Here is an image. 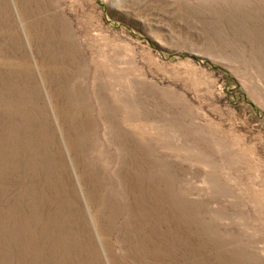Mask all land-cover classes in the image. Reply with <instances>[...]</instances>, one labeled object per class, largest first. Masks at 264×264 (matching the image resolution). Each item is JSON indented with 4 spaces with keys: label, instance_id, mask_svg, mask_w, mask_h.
<instances>
[{
    "label": "rangeland",
    "instance_id": "rangeland-1",
    "mask_svg": "<svg viewBox=\"0 0 264 264\" xmlns=\"http://www.w3.org/2000/svg\"><path fill=\"white\" fill-rule=\"evenodd\" d=\"M0 264H264V0H0Z\"/></svg>",
    "mask_w": 264,
    "mask_h": 264
}]
</instances>
